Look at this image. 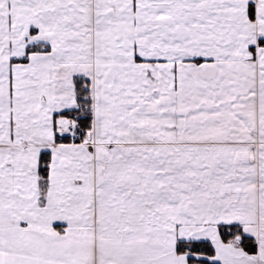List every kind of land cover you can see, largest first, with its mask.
Returning <instances> with one entry per match:
<instances>
[{
	"label": "crops",
	"instance_id": "obj_1",
	"mask_svg": "<svg viewBox=\"0 0 264 264\" xmlns=\"http://www.w3.org/2000/svg\"><path fill=\"white\" fill-rule=\"evenodd\" d=\"M256 1L0 0V264H264Z\"/></svg>",
	"mask_w": 264,
	"mask_h": 264
},
{
	"label": "trees",
	"instance_id": "obj_2",
	"mask_svg": "<svg viewBox=\"0 0 264 264\" xmlns=\"http://www.w3.org/2000/svg\"><path fill=\"white\" fill-rule=\"evenodd\" d=\"M76 92L79 108L75 111L66 112L67 116H79L78 125L84 136H87L91 131L92 115H91V91L90 83L80 80L76 84ZM58 142H70L68 137L57 139ZM50 163V155L43 154L41 157L40 175L46 179L48 175V167ZM236 237H239V246L249 254H256L258 246L254 239L243 236L240 228L224 227L221 230V238L224 243L232 242ZM179 253H188L204 257H214L215 251L210 243L207 242H190L180 243L178 247ZM191 264H211L207 261H198L195 259L189 260Z\"/></svg>",
	"mask_w": 264,
	"mask_h": 264
},
{
	"label": "rangeland",
	"instance_id": "obj_3",
	"mask_svg": "<svg viewBox=\"0 0 264 264\" xmlns=\"http://www.w3.org/2000/svg\"><path fill=\"white\" fill-rule=\"evenodd\" d=\"M256 4H257V5L259 4V5H261V7H262V6L264 5V0H257V1H256ZM234 241H235V242L237 241V242L239 243V237H236L232 242H234Z\"/></svg>",
	"mask_w": 264,
	"mask_h": 264
},
{
	"label": "built area",
	"instance_id": "obj_4",
	"mask_svg": "<svg viewBox=\"0 0 264 264\" xmlns=\"http://www.w3.org/2000/svg\"><path fill=\"white\" fill-rule=\"evenodd\" d=\"M259 7H261V5L258 4ZM73 141H76L78 139V136L72 137Z\"/></svg>",
	"mask_w": 264,
	"mask_h": 264
}]
</instances>
